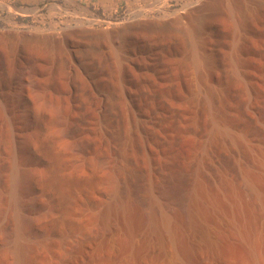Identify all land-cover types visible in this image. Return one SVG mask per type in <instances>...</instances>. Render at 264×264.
<instances>
[{
    "label": "rangeland",
    "instance_id": "374dc122",
    "mask_svg": "<svg viewBox=\"0 0 264 264\" xmlns=\"http://www.w3.org/2000/svg\"><path fill=\"white\" fill-rule=\"evenodd\" d=\"M203 2L0 0V264H143L145 253L184 264L198 244L138 241L132 261L107 222L119 184L160 189L181 173L221 191L223 219L205 220L224 253L208 264H264V196L236 185L245 167L264 193V0ZM145 16L168 24L95 41L92 30ZM48 33L52 43L32 42ZM95 45L93 76L82 62Z\"/></svg>",
    "mask_w": 264,
    "mask_h": 264
},
{
    "label": "bare ground",
    "instance_id": "6f19581e",
    "mask_svg": "<svg viewBox=\"0 0 264 264\" xmlns=\"http://www.w3.org/2000/svg\"><path fill=\"white\" fill-rule=\"evenodd\" d=\"M6 1H8V0H6ZM212 1H215V0H204V2L206 4L209 3L210 5L213 4ZM231 1H234V0H230V2ZM204 2H203V4H204ZM233 3H235V2H233ZM151 4H153V3H151ZM200 4L202 5V2ZM240 7L241 6H239V8ZM228 8H229V6H228ZM230 8H233V7H230ZM234 8H235V6H234ZM192 9H194V8H192ZM195 9H194V11H195ZM234 10H232V12ZM194 11H193V14L198 13V12H194ZM236 11L238 12L239 9L235 10L234 12L237 13ZM188 12H192V10L188 11ZM189 14L191 16H193V14H191V13H189ZM189 14H188V16H190ZM243 14H245L244 16H246V13H243ZM144 15H147V14H144ZM176 16H174L175 17L174 20H178L177 19L178 17H176ZM235 16H236V14H235ZM180 20H181V17H180ZM158 21H160V22H158ZM198 21H200V20H198ZM162 22L166 23L164 20H161V19L159 20V18L156 21V18H149V16H145L144 18H136V19L132 20L131 22L123 23L120 26H117L114 23H108L105 29H94V30H92V32L97 37V40H95V41L96 42L98 41L101 43V41H109L112 38H122L125 34H127L131 30V28H134V27L138 28L137 26H140V27L141 26H150L151 27V26L165 25ZM173 22L174 21H171V23H173ZM237 23H239V22H236V24ZM166 24H168V21ZM173 24H176V22ZM179 25L181 26V24L178 22V28H180ZM176 26H175V28H176ZM164 27H162V28H164ZM199 27H197V28L199 30H201ZM141 28H144V27H141ZM178 28H176V29L179 30ZM194 29H196V28H194ZM203 30L204 29H202V31ZM195 31H198V30H195ZM199 33H200V31H199ZM33 36L34 37L32 39L33 40L32 42L37 44V46L38 45L43 46L45 44L52 43L53 37H54V35L51 33L36 34ZM95 46L93 47L92 51L89 52L87 54V56L83 58L84 61L82 62L83 68L86 71H89L90 75H93V76L96 74L99 75L104 70V64H103L102 60L98 56H96L100 53V49H98L100 47L98 45H97L98 47L97 46L95 47ZM19 90H21V89H19ZM20 94H22V93H20ZM18 97H17L18 100L21 101L20 103L24 105L26 102L23 101V99H22L23 96L18 95ZM25 105L27 106L28 104L26 103ZM20 106H22V105H20ZM26 106H24V107H26ZM24 110L25 111L23 113L26 112L24 114L25 122L29 123V121L31 119L30 108L26 107V109H24ZM71 148L73 150H78L79 148H81V141L75 140L74 143L72 144ZM243 168L244 169L241 170L239 173L240 179L236 185L238 186V188H241V187L245 188L248 191V194L251 195L252 197H254L258 200L260 198L262 199L264 196L263 195L264 193H262L260 186L258 185L259 184L257 181L258 176L256 177V176H254L253 173L249 172L250 170H246L248 168H245V167H243ZM0 171H1V164H0ZM224 179H225V177H224ZM196 181L197 180H195V182ZM165 182L166 183H164V185L161 186L160 189H158L157 186L151 182V180L148 181L147 183L142 182L141 184L130 185V182H129V184L123 182V183L119 184L120 186L118 185L119 188L117 187L118 188L117 195L115 194L116 202H115V200L113 201V202H115V206H113V207H115L114 213L112 216H110L108 218L107 222H108V226L110 227V230L113 229V230H118V231L122 232V235H123L122 237L124 238L125 244H126V246L124 248L125 250L123 252L125 257L128 259H131V260L136 257L135 255H137V254H135V249H136L135 244L138 241L139 242H145V243H149L151 241H159L160 243L162 242L165 244L166 243L167 244H177L178 242H183V243L187 242V245L190 244L191 246H192V244L193 245L198 244L199 251L196 252L197 254H195V252H193L192 249H190L188 246L185 247L187 250L186 251L187 253L185 252L186 255L184 254L181 257L182 258L181 261H183L184 264H208V263L212 262V260L214 258H221L223 256L222 254L224 252H222V250L219 247L217 235L215 234V231L213 230L214 228L210 227L207 224L208 222H206L207 220H205L206 213L207 214L211 213L212 215H215L217 213V210H218L217 209L218 208L217 200L220 201L219 203H221L222 198L220 200L217 199V191L219 192L220 190L218 189L215 192V189H217L218 187L214 189L215 193H212L210 191L211 189L208 190L206 188V186L202 185L201 182L200 183H193L194 181L192 183L189 182L187 180V178L182 173L179 175L176 174V176H174L172 178L170 177V179H168V181H165ZM131 183H133V182H131ZM213 184H215V183H213ZM222 184L223 183H221V185ZM232 185H230V186H232ZM220 187L223 188L222 186H220ZM228 187H229V185H228ZM233 187H234V185H233ZM233 187L232 188L230 187V188L233 190ZM225 189H227V187ZM233 191H235V189ZM229 197L231 198V197H233V195L230 194ZM222 201H224L226 203V205H228L230 203V201L227 202V201H225V199ZM261 201L262 200H260L259 203L262 204ZM234 202H231V203H234ZM219 203H218V205H220ZM132 204H136V206L138 204V206L140 207L139 218H138L139 224L137 223L138 225L136 224V226L134 225L135 223H132V218H131V213H132L131 212V205ZM222 204H223V202L221 203V205ZM220 209H222V207ZM218 213L216 214L217 217L221 218L222 217V215L220 216L221 212H220V214H218ZM217 217H216V220H218ZM222 219H223V217H222ZM0 230H4V227H0ZM14 233H15V236H14V239H15L14 252L17 254V257H19V254H21L20 249L22 247L21 242H20V238L23 236V233H22V231L18 225L16 226ZM162 245H164V244H162ZM173 250H175V249L173 248ZM97 256H98V254H97ZM112 256L110 254L107 255V258L105 257L106 259H105L104 263L112 264ZM144 256L145 257H142V258H144L142 261L143 264H154L153 262L149 261L152 258L151 255L146 256V253H145ZM114 258H115V256H114ZM18 259H20V258H18ZM18 261H21V260H18Z\"/></svg>",
    "mask_w": 264,
    "mask_h": 264
}]
</instances>
